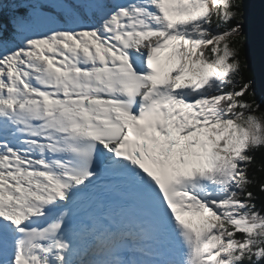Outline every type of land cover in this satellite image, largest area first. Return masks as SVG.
Returning <instances> with one entry per match:
<instances>
[{"label": "snow or ice", "instance_id": "snow-or-ice-1", "mask_svg": "<svg viewBox=\"0 0 264 264\" xmlns=\"http://www.w3.org/2000/svg\"><path fill=\"white\" fill-rule=\"evenodd\" d=\"M244 19L0 0V264H264Z\"/></svg>", "mask_w": 264, "mask_h": 264}, {"label": "water", "instance_id": "water-1", "mask_svg": "<svg viewBox=\"0 0 264 264\" xmlns=\"http://www.w3.org/2000/svg\"><path fill=\"white\" fill-rule=\"evenodd\" d=\"M244 16L245 58L254 75V89L264 101V0H244Z\"/></svg>", "mask_w": 264, "mask_h": 264}, {"label": "trees", "instance_id": "trees-1", "mask_svg": "<svg viewBox=\"0 0 264 264\" xmlns=\"http://www.w3.org/2000/svg\"><path fill=\"white\" fill-rule=\"evenodd\" d=\"M251 78L252 80L254 79V75L253 72L249 69L248 67V72L246 73V78ZM254 89V86H253ZM255 91V89H254ZM256 94V98H257V102L261 104V109L260 111H264L263 110V98L255 91ZM257 162L256 165L254 166V173L255 176L258 179H264V153H257Z\"/></svg>", "mask_w": 264, "mask_h": 264}, {"label": "rangeland", "instance_id": "rangeland-1", "mask_svg": "<svg viewBox=\"0 0 264 264\" xmlns=\"http://www.w3.org/2000/svg\"><path fill=\"white\" fill-rule=\"evenodd\" d=\"M209 9H211V5H209Z\"/></svg>", "mask_w": 264, "mask_h": 264}]
</instances>
